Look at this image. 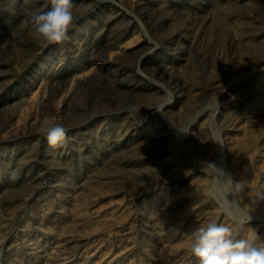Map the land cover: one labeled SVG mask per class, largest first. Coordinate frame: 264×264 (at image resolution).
<instances>
[{
	"label": "rangeland",
	"instance_id": "374dc122",
	"mask_svg": "<svg viewBox=\"0 0 264 264\" xmlns=\"http://www.w3.org/2000/svg\"><path fill=\"white\" fill-rule=\"evenodd\" d=\"M73 2L59 44L0 12V264H198L213 219L264 241V0Z\"/></svg>",
	"mask_w": 264,
	"mask_h": 264
},
{
	"label": "clouds",
	"instance_id": "9594fccd",
	"mask_svg": "<svg viewBox=\"0 0 264 264\" xmlns=\"http://www.w3.org/2000/svg\"><path fill=\"white\" fill-rule=\"evenodd\" d=\"M37 2L38 0H0V12L14 15L17 10L22 11L26 16L24 23L37 42L47 45L66 41L77 19L73 0H46V7L38 10ZM67 133L68 129L59 122L42 123L38 129V134L52 146L64 144L68 138ZM215 170L223 177L222 172ZM225 182L232 181L227 179ZM260 200H264V195L256 198L255 204ZM228 203L231 208L240 207L238 199ZM230 218L237 223H247L252 219L250 214L245 220L232 214ZM186 235L190 242V254L198 264H264V241L253 229L250 236H241L229 224L213 219L195 225Z\"/></svg>",
	"mask_w": 264,
	"mask_h": 264
}]
</instances>
